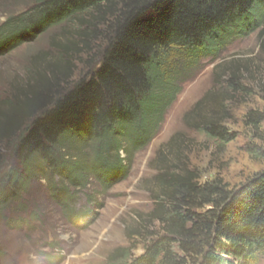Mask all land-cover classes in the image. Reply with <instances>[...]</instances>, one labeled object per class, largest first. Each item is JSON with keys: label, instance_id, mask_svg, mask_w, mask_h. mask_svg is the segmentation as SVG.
<instances>
[{"label": "trees", "instance_id": "16d2710c", "mask_svg": "<svg viewBox=\"0 0 264 264\" xmlns=\"http://www.w3.org/2000/svg\"><path fill=\"white\" fill-rule=\"evenodd\" d=\"M108 17L110 40L93 74L61 92L54 70L1 112L0 138H18L14 154L20 167L0 173V212L45 168L78 185L95 169L126 173V160L157 134L181 91V78L201 56H216L262 26L264 0H39L0 27V43L69 19L80 22L86 34L94 20ZM211 96L207 92L193 111ZM216 106L223 103L217 100ZM219 112L196 124L226 143L235 136ZM248 119L256 126L264 115L251 111ZM90 143H95L91 157L84 151ZM158 180L160 194L144 217L158 230L148 234L140 225L130 237L146 234L144 252L119 247L109 264H256L264 254V171L237 188L220 177L201 183L188 167L162 171ZM55 189L69 205L67 189Z\"/></svg>", "mask_w": 264, "mask_h": 264}, {"label": "rangeland", "instance_id": "374dc122", "mask_svg": "<svg viewBox=\"0 0 264 264\" xmlns=\"http://www.w3.org/2000/svg\"><path fill=\"white\" fill-rule=\"evenodd\" d=\"M38 1L0 0V27L37 7ZM112 20L96 19L83 26L87 32L82 34L81 23L69 19L0 43V116L54 70L55 89L61 92L93 74L109 43ZM234 73L237 89L230 82ZM181 83L157 134L126 160V173L103 175L95 169L78 185L49 168L37 171L22 197L0 212V264H109L110 255L123 246L136 247L133 253L140 255L146 234L130 235L140 225L148 234L158 230L156 222L144 217L160 194L162 171L188 167L201 183L220 177L231 188L264 171V120L255 126L248 119L251 111L264 115V24L233 39L216 56H201ZM209 91L211 98L193 111ZM212 110L220 111L234 139L218 143L202 123L196 124ZM17 143V137L0 138V173L20 167L14 154ZM94 145L84 147L90 157ZM55 187L67 189L69 205L57 198ZM256 264H264V254Z\"/></svg>", "mask_w": 264, "mask_h": 264}]
</instances>
